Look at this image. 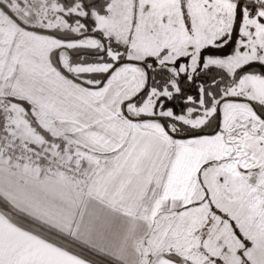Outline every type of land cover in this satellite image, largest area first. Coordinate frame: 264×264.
Returning a JSON list of instances; mask_svg holds the SVG:
<instances>
[{
	"label": "snow or ice",
	"instance_id": "obj_1",
	"mask_svg": "<svg viewBox=\"0 0 264 264\" xmlns=\"http://www.w3.org/2000/svg\"><path fill=\"white\" fill-rule=\"evenodd\" d=\"M0 264H264V0H0Z\"/></svg>",
	"mask_w": 264,
	"mask_h": 264
}]
</instances>
